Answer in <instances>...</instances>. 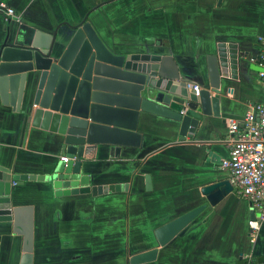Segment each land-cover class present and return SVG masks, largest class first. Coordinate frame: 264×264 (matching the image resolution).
I'll return each mask as SVG.
<instances>
[{
	"label": "crops",
	"instance_id": "1",
	"mask_svg": "<svg viewBox=\"0 0 264 264\" xmlns=\"http://www.w3.org/2000/svg\"><path fill=\"white\" fill-rule=\"evenodd\" d=\"M16 12H0V46L9 35L36 31L59 40L84 18L116 54L171 57L168 71L191 79L190 88H211L209 61L220 64V100L195 133L183 140L181 123L141 113L140 146L99 144L82 159L91 190L58 196L45 179L65 153L62 138L34 127L29 89L8 83L0 90V199L32 207L34 264H130L159 249L147 264H264V222L252 234L250 203L233 190L222 199L203 193L230 180L221 166L230 152L229 125L252 104L264 103V0H0ZM10 32L8 33V30ZM222 60V62H221ZM12 177V181L1 179ZM150 177V181L147 180ZM202 207L194 222L167 246L156 232ZM1 217V216H0ZM23 237L13 221L0 220V264H19Z\"/></svg>",
	"mask_w": 264,
	"mask_h": 264
},
{
	"label": "water",
	"instance_id": "2",
	"mask_svg": "<svg viewBox=\"0 0 264 264\" xmlns=\"http://www.w3.org/2000/svg\"><path fill=\"white\" fill-rule=\"evenodd\" d=\"M58 41L53 34L36 31L31 37H8L0 46V90L8 83L29 89L28 113L34 127L57 133L69 162L59 163L46 177L58 196L88 192V177L81 174L82 159L99 144L138 147L137 132L141 113L158 115L181 123V136L196 132L204 116L214 113L220 100V63L209 61L212 96L208 89L199 96L190 88L192 81L178 71L169 72L171 57L151 53L116 54L100 38L88 18ZM10 29L8 30V33ZM222 62V60H221ZM1 173L7 170L0 168ZM1 179L12 181V177ZM150 181V177H147ZM234 190L230 180L207 185L203 193L222 199ZM202 207L164 225L156 232L160 247L167 246L199 216ZM0 220L14 223L23 237L19 264H34V214L32 207H13L10 198L0 199ZM159 249L134 255L130 264L156 261Z\"/></svg>",
	"mask_w": 264,
	"mask_h": 264
},
{
	"label": "built area",
	"instance_id": "3",
	"mask_svg": "<svg viewBox=\"0 0 264 264\" xmlns=\"http://www.w3.org/2000/svg\"><path fill=\"white\" fill-rule=\"evenodd\" d=\"M0 12L8 19L16 14L4 1H0ZM256 61L263 68L260 77L264 79V52ZM193 90L199 96L202 89L194 86ZM229 144V156L222 159L221 166L229 172L234 191L250 203L254 217L249 228L255 234L264 222V103L252 104L240 121L230 123ZM61 160L69 162L66 156Z\"/></svg>",
	"mask_w": 264,
	"mask_h": 264
}]
</instances>
